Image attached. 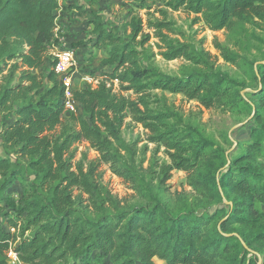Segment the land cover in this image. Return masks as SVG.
I'll return each mask as SVG.
<instances>
[{"label": "trees", "instance_id": "16d2710c", "mask_svg": "<svg viewBox=\"0 0 264 264\" xmlns=\"http://www.w3.org/2000/svg\"><path fill=\"white\" fill-rule=\"evenodd\" d=\"M159 1L165 8L159 10L161 17L147 21L162 44L159 48L165 49L159 55L168 61L184 58L197 69L181 77L163 73L147 52L150 35L139 17L121 24L120 30H106L95 15L93 47L103 53L100 66L111 69L103 74L111 83L101 80L95 88L74 90V100L88 117L66 118L63 85L53 71L54 62L45 77L47 87L38 73H30L43 64L54 40L59 1L0 0V75L14 60L26 68L19 82L11 84L8 79L0 84V110L16 115L0 131V147L6 155L0 156V264H9V252L21 264H91L93 260L155 264L154 259L161 264H245L249 251L260 253L264 264V64L258 73L250 71L256 88L246 100L237 92L240 83L216 70L206 54L168 38L164 31L172 25L168 12L179 10L199 15L213 31L228 28L233 20L255 17L264 22V0ZM217 49L227 63L240 59L226 47L217 45ZM9 70L12 78L16 65ZM113 81L119 92L114 91ZM157 90L180 94L206 109L248 116L254 111L251 139L244 151L218 177L212 171L201 181L195 179L201 163L216 151H212L214 143L197 128L183 125L173 111L155 110L153 105L160 99L152 93ZM17 100L24 103L15 107ZM127 118L150 132L151 143L168 151L170 164L161 174L167 178L171 170L184 172L208 207L198 213L171 211L147 187L144 197L149 205L126 210L94 178L95 166L86 172L80 166L72 169L71 148L88 142L102 162L140 190L138 174L118 149L124 148L121 128ZM125 150L133 162V152ZM16 181L22 192L17 201L7 194ZM163 191L158 186V193Z\"/></svg>", "mask_w": 264, "mask_h": 264}, {"label": "rangeland", "instance_id": "374dc122", "mask_svg": "<svg viewBox=\"0 0 264 264\" xmlns=\"http://www.w3.org/2000/svg\"><path fill=\"white\" fill-rule=\"evenodd\" d=\"M58 1L61 6L55 12L54 40L47 46L43 64L37 69L30 70L31 74L38 73L37 76L43 81L45 87L50 85L45 77L52 70L54 55L64 49L73 51L77 64L76 74L73 78V91L87 87L95 88L101 80L107 81L108 85L111 83L106 76H103V74L110 73L111 69L100 66L103 53L93 47L94 35L91 22L95 15H99L106 30L112 28L120 30L121 24L129 22L133 17H139L143 23L144 32L150 35L146 45L147 52L152 55V63L163 73L181 77L196 68L184 58L168 61L159 55L165 49L159 48V45L162 44L153 36L152 29L147 28V21L160 18L159 10L165 9L159 0ZM64 5H70L72 8L65 10ZM168 20L172 22L171 29L164 30L168 38L188 44L206 54L216 70L240 83L237 92L244 99L250 100L249 93H252L256 88V84L250 82V71L253 69L255 73H258L259 66L264 64V22L255 17H251L249 20H233L228 28L213 31L204 24L199 15L183 10L169 11ZM217 45L226 47L240 55L238 62L236 64L225 62ZM13 64L16 65V71L10 78L9 67L11 69ZM25 69L21 66L20 60L9 62L5 71L0 75V84L5 85L8 79L11 84L19 82V76ZM90 72H97L101 75L91 77ZM22 84L27 85V82L24 81ZM258 86L260 87V83ZM113 89L119 92L117 81H113ZM121 93L133 99L136 97L130 92ZM152 94H156L160 99L156 105H153L155 110L173 111L181 117L183 125L189 124L197 128L214 143L212 151H216L201 163L200 172L195 177L199 181L211 174L212 171H215V178L218 177V174L222 173L229 163L231 164L244 151L245 144L251 139V118L254 111L249 116L246 113L235 114L223 108L206 109L197 101L188 100L180 94H170L158 90ZM23 103V100H17L15 107ZM75 103L72 111L63 105L65 117L81 115L87 118L88 116L83 113L81 106L76 101ZM15 119L16 115L11 110H0V131L3 124H12ZM182 127L181 125V129ZM150 136V132L144 129L141 124L131 122L130 118L125 119L121 128L124 148L118 147V149L130 167L138 174L140 190L132 187L126 178L115 174L109 164L101 161L100 153L88 142L73 145L71 149L74 157L70 162L71 167L74 169L80 166L86 172L92 165L95 166L94 178L99 180L117 198L119 206L126 210L137 205H149L146 204L148 201L144 197L147 187L152 189L153 194L171 211L192 210L198 213L201 209L208 207L209 202L201 201L202 196L189 186L188 178L184 172L171 170L168 172L167 178L166 174H161L162 169L170 164L168 151L161 145L151 143ZM126 148L133 152V162L129 161ZM0 156H6L2 147H0ZM158 186L162 190L164 189L163 193H158ZM7 194L16 201L21 198L19 181L14 182ZM73 194H78V191L74 190ZM4 225L7 227V224L4 223ZM12 254V252L8 254L9 264H21L17 259L15 260ZM254 262L262 264V255L257 252H247L244 263L254 264ZM154 263L161 264V261L154 259ZM91 264L110 263L93 260Z\"/></svg>", "mask_w": 264, "mask_h": 264}, {"label": "built area", "instance_id": "2783aa9c", "mask_svg": "<svg viewBox=\"0 0 264 264\" xmlns=\"http://www.w3.org/2000/svg\"><path fill=\"white\" fill-rule=\"evenodd\" d=\"M76 67L77 64L72 50L64 49L54 55L53 71L63 85V105L70 111L73 110L76 104L73 98V78L76 74ZM12 255L16 260V256Z\"/></svg>", "mask_w": 264, "mask_h": 264}, {"label": "water", "instance_id": "95a60500", "mask_svg": "<svg viewBox=\"0 0 264 264\" xmlns=\"http://www.w3.org/2000/svg\"><path fill=\"white\" fill-rule=\"evenodd\" d=\"M226 203H228L227 201H225Z\"/></svg>", "mask_w": 264, "mask_h": 264}]
</instances>
